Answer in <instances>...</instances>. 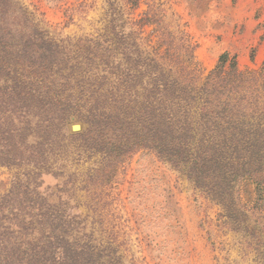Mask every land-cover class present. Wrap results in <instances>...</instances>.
Instances as JSON below:
<instances>
[{
  "label": "trees",
  "instance_id": "16d2710c",
  "mask_svg": "<svg viewBox=\"0 0 264 264\" xmlns=\"http://www.w3.org/2000/svg\"><path fill=\"white\" fill-rule=\"evenodd\" d=\"M155 1L95 35L56 37L17 0H0V167L21 170L0 194V264L120 262L116 246L38 187L73 157L94 159L86 181L107 184L141 150L217 205L264 264V60L240 69L224 52L201 78L180 17Z\"/></svg>",
  "mask_w": 264,
  "mask_h": 264
},
{
  "label": "rangeland",
  "instance_id": "374dc122",
  "mask_svg": "<svg viewBox=\"0 0 264 264\" xmlns=\"http://www.w3.org/2000/svg\"><path fill=\"white\" fill-rule=\"evenodd\" d=\"M17 1L56 37L95 35L113 15L138 18L148 3L139 0L133 9L124 0ZM155 2L180 17L196 45L201 78L224 52L235 55L240 69L256 68L264 60V0ZM149 30L146 27L144 35ZM75 123L82 129L71 117L72 132H77L71 129ZM94 162L73 157L64 168L44 173L38 188L51 199L54 193L60 195L67 212L75 214L93 238L116 246L121 258L115 264H256L239 235L222 225L219 207L153 153H135L107 184L86 181L85 171ZM19 175L18 168L0 167V194ZM241 196L250 201L252 187L245 185Z\"/></svg>",
  "mask_w": 264,
  "mask_h": 264
},
{
  "label": "water",
  "instance_id": "95a60500",
  "mask_svg": "<svg viewBox=\"0 0 264 264\" xmlns=\"http://www.w3.org/2000/svg\"><path fill=\"white\" fill-rule=\"evenodd\" d=\"M71 129H72L73 131H78V130L81 129V125L78 124V123L72 124V125H71Z\"/></svg>",
  "mask_w": 264,
  "mask_h": 264
}]
</instances>
